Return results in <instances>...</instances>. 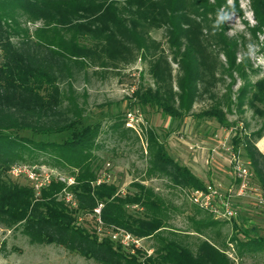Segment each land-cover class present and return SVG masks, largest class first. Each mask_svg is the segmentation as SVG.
Here are the masks:
<instances>
[{
	"label": "trees",
	"instance_id": "trees-1",
	"mask_svg": "<svg viewBox=\"0 0 264 264\" xmlns=\"http://www.w3.org/2000/svg\"><path fill=\"white\" fill-rule=\"evenodd\" d=\"M221 1L0 0V17L1 12L11 11L42 20L43 26L34 32L33 42L46 50L50 57L48 62L47 58L40 56L41 52L31 54L11 44L5 45V53L1 56L0 222L9 227L22 224V232L32 243L61 245L99 264H235L216 244L219 231H213L217 223L209 213H201L202 210L195 207L196 213L189 218L192 230L185 234L190 232L199 238L196 250L192 251L177 240L176 231L168 228V208L151 188L134 182L131 185L134 191L122 196L114 183L104 181L96 184L100 165L92 151L97 146L100 124L83 125L84 109L73 95L72 84L67 82L66 90L60 86L72 77L74 67H82L102 54L111 60L128 51L129 46L139 48L145 43L143 30L146 27L166 26L176 41L180 38L188 41V4L205 10L211 2L219 4ZM250 1L255 13L264 16V0ZM222 48L229 65L235 67V44L227 41ZM190 51L193 52L192 47L185 46L183 57L189 59ZM188 73L191 76L192 72H187V76ZM193 83L194 77H187L179 85L178 107L167 94L151 88L135 90L134 101L129 106L156 107L171 120L179 119L183 116L180 108L187 112L190 110L194 97L190 94ZM251 99L254 103L264 104V79L253 85ZM254 112L264 117V108L256 107ZM200 116L211 117L220 125L224 122L217 111ZM120 127H124V123L118 119L112 128ZM14 131H30L43 136L68 133V136L62 142L33 141L11 133ZM262 134L264 124L253 137L258 140ZM242 138H234L235 150L243 146L250 161V170L256 173L264 189V170L260 167V159H264V155L248 138ZM147 152L148 176L158 174L173 186L186 190L202 188V181L168 155L153 131L148 132ZM25 155L32 160V165H36V159L42 155L51 160L53 166L69 172L74 184L67 190L73 194L76 208H71L61 199L65 188L62 182L52 180L36 196L27 179L6 176L12 164L25 161ZM99 205V217L104 228H121L138 238H153L152 253L149 256L140 250L129 253L108 240L99 242L93 229L76 224L79 215H93ZM201 215L206 217L197 219ZM232 226L236 233L229 242L236 244L240 256L264 247V237L251 238L245 229L242 230L243 239L239 240L236 234L241 230L236 222Z\"/></svg>",
	"mask_w": 264,
	"mask_h": 264
},
{
	"label": "rangeland",
	"instance_id": "rangeland-1",
	"mask_svg": "<svg viewBox=\"0 0 264 264\" xmlns=\"http://www.w3.org/2000/svg\"><path fill=\"white\" fill-rule=\"evenodd\" d=\"M191 5L189 3L187 7L188 41L185 38L176 41L166 26L146 27L143 30L145 43L139 48L129 46L128 51L111 60L102 54L82 67H74L72 77L60 83V86L66 90V83L72 84L73 95L84 109L83 125L100 124L97 146L92 151L98 159L100 175H104L107 182L114 183L122 196L134 191L131 186L134 182L151 188L168 208V228L176 231L177 240L195 251L199 238L190 232L185 234L192 230L189 218L196 213L195 206L188 201L186 189L173 186L167 178L158 174L148 176V132L153 131L168 155L179 165L189 168L203 184L215 182L227 186L231 181V168L227 161L230 152L219 146L225 137L224 130H232L227 142L230 149L235 150L234 138L243 137V140L248 138L254 143L258 152L264 155V134L258 140L253 137L264 124V117H259L254 109L264 108V104L254 103L251 99L253 85L264 79V16L255 13L250 0H223L219 4L211 2L205 10ZM16 13L1 12L0 61L5 53V45L11 44L31 54L41 52L40 56L50 62L47 51L33 42L34 32L43 26L42 20ZM227 41L236 47L233 54L235 67L229 65L222 48ZM187 45L193 50L189 52V59L182 55ZM189 71L192 72L191 76L189 73L187 76ZM187 77H194L195 83L190 87L191 91L194 88L190 91L194 97L188 112L180 108L181 118L171 120L156 107L129 106L134 101L132 96L135 90L151 88L167 94L178 107L179 85ZM212 110L223 117L222 125L211 117L200 116ZM130 112L140 115L141 120L135 130L125 126L123 117ZM118 119L123 121L124 127L114 130L112 126ZM11 133L45 142H62L68 136V133L45 136L30 131ZM215 147L218 154L213 155L211 149ZM237 150H240L243 160L249 161L243 146L240 145ZM24 158L25 161L12 164L6 176L11 177V168L26 166L39 173L43 172L40 167H44V171L50 170L52 175L69 177L65 168L53 166L46 156L39 155L36 165H32V160L26 155ZM260 162L264 170V159H260ZM252 173L253 185L262 188L256 173ZM235 206L240 214L236 223L241 230L236 237L242 240V230L245 229L251 238L264 237V214L255 210L247 199L237 200ZM134 209L139 210L138 207ZM205 217L201 215L197 219ZM215 222L217 225L213 231H219L216 244L231 261L235 264H264V247L240 256L236 244L229 242L236 233L233 222L216 219ZM80 223L82 227L93 229L97 241L108 240L129 253L133 248L134 252L140 250L149 256L155 245L153 238H140L137 248L123 246L120 242L121 231L114 238L115 227L95 225L94 214ZM22 229V224L9 227L0 222V264H99L61 245L32 243Z\"/></svg>",
	"mask_w": 264,
	"mask_h": 264
},
{
	"label": "built area",
	"instance_id": "built-area-1",
	"mask_svg": "<svg viewBox=\"0 0 264 264\" xmlns=\"http://www.w3.org/2000/svg\"><path fill=\"white\" fill-rule=\"evenodd\" d=\"M124 118L125 126L134 130L136 129V124L141 120L140 115H138L137 112L127 113ZM224 133V140L219 144V146L230 152V156L227 161L231 168V181L227 186H223L221 183L215 182L205 183L202 188H192L187 190L186 197L192 205L209 213L214 219L219 221L236 222L239 219L240 214L235 206V202L243 199L249 200L255 210L264 214V189L253 185V173L250 170V162L241 158L240 150H232L227 145L228 139L232 135V130H224ZM211 153L213 155L218 154L216 147L211 149ZM40 168V170L43 171L41 173L26 166H22V168L13 167L10 169L9 174L14 179H27L35 191L36 196H39L41 189L47 187L52 180L64 183L65 188L62 190L61 199L71 208H76L75 198L73 194L67 190L68 187L74 184V179L72 177L52 175L50 173L52 171H44V167ZM104 181H106V177L104 175H100L96 184H100ZM132 208H137V206H133ZM100 209L101 205L95 208L93 213L97 225L102 224L99 217ZM85 219L86 216L79 215L76 220V224L80 225V222ZM119 231H121L120 242L123 246H133L134 248L138 247L140 238H134L131 234L120 228H115L112 236L115 238L119 235ZM133 252L132 248L131 253Z\"/></svg>",
	"mask_w": 264,
	"mask_h": 264
},
{
	"label": "crops",
	"instance_id": "crops-1",
	"mask_svg": "<svg viewBox=\"0 0 264 264\" xmlns=\"http://www.w3.org/2000/svg\"><path fill=\"white\" fill-rule=\"evenodd\" d=\"M262 145H264V143H262Z\"/></svg>",
	"mask_w": 264,
	"mask_h": 264
}]
</instances>
